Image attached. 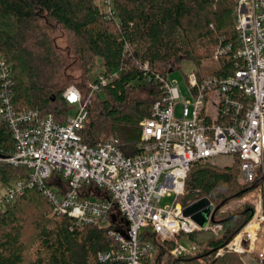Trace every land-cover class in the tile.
Returning <instances> with one entry per match:
<instances>
[{
    "label": "trees",
    "instance_id": "16d2710c",
    "mask_svg": "<svg viewBox=\"0 0 264 264\" xmlns=\"http://www.w3.org/2000/svg\"><path fill=\"white\" fill-rule=\"evenodd\" d=\"M111 2L114 14L107 17L99 0H0V52L10 68L14 109L51 112L58 121L71 109L61 96L63 89L70 83L86 87L84 81L99 56L100 73L107 80L90 96L81 139L92 145L115 136L122 152L133 155L139 121L164 94L158 77H166L179 59L191 60L198 75L226 76L236 68L235 0ZM52 25L69 35L67 53L73 60L63 58L55 45L48 31ZM227 45L229 50L212 58L215 47ZM143 62L148 63L146 69L141 67ZM70 65L80 69L79 78L67 71ZM13 148L11 129L0 118V186L28 179L25 165L5 159ZM262 166L252 182L239 183L237 159L224 166L206 161L191 165L177 201L186 206L208 198L213 204L210 224L220 223L221 228L201 242H196V231L178 233V240L186 236L197 245L192 254L174 257L169 254L173 240L160 242L145 227L140 237L153 241L159 250L154 263L248 264L242 257L245 251L217 252L251 219L254 207L242 203L221 208L264 181V157ZM112 218L109 226H72L71 217L53 212L36 186L25 185L0 208V264H98L97 252L115 246L108 234L115 227ZM117 228L122 231L124 221Z\"/></svg>",
    "mask_w": 264,
    "mask_h": 264
},
{
    "label": "built area",
    "instance_id": "2783aa9c",
    "mask_svg": "<svg viewBox=\"0 0 264 264\" xmlns=\"http://www.w3.org/2000/svg\"><path fill=\"white\" fill-rule=\"evenodd\" d=\"M99 2L105 15L113 16L111 0ZM232 14L238 41L234 71L226 76L191 71L186 76L193 96L191 111L189 102H178L181 93L177 85L167 76H159L164 94L139 121V140L133 155L122 152L115 136L92 145L81 139L90 96L107 80L102 73L89 82L87 94L74 84L63 89L61 96L74 111L58 121L51 112L14 109L10 68L0 52V118L8 124L14 140V148L5 159L29 169L27 180L5 186L0 208L28 185L41 191L53 212L70 216L72 226H109L114 216L115 227L109 228L108 234L115 246L97 252L98 264H145L153 258L156 244L140 237L145 227L160 242L173 240L170 255L192 254L195 244L185 247L176 238L178 233L200 230L190 216L182 214L184 206L177 201L191 165L217 155H231L232 162L238 160L241 183L252 182L258 168L263 167L264 0H235ZM230 48L215 47L212 58L217 59ZM141 67L146 69L148 63H141ZM177 104L182 105L180 114ZM171 194L175 199L171 204L157 205L162 196ZM258 197L251 217L256 220V228L264 221ZM121 220L122 231L117 228ZM247 223L234 237L237 240H230L218 254L253 248L256 231L247 229ZM208 228L216 234L221 224H210L208 217ZM258 255L264 264V250Z\"/></svg>",
    "mask_w": 264,
    "mask_h": 264
},
{
    "label": "rangeland",
    "instance_id": "374dc122",
    "mask_svg": "<svg viewBox=\"0 0 264 264\" xmlns=\"http://www.w3.org/2000/svg\"><path fill=\"white\" fill-rule=\"evenodd\" d=\"M49 33L53 36L55 40V45L62 50V56L63 58L68 56L70 57V60H73V55L71 53H67V51L70 49L69 46V35L60 27V26H54L52 25L51 27L48 28ZM71 52V51H70ZM103 69L102 65V59L97 56L95 58V63L92 68V70L88 73L87 78L85 79L84 83L86 84V87L83 89H80L83 94L88 93V84L90 81H92L95 77V75L99 72H101ZM196 69L195 64L189 60V59H179L175 64L173 69L169 70L167 74V79L174 85H177L179 92L181 93V97L179 98L178 102L179 103H186L189 102L188 104V110L191 111V102L193 101V96L190 93L188 89V85L186 83V76L193 70ZM68 72L74 75L75 78H79L80 76V69L78 67L70 65L67 69ZM203 73V72H202ZM205 73V72H204ZM74 84V83H70ZM177 114L181 113V104H177L176 106ZM74 111V107L71 106V109H69V114H72ZM206 162H211L213 164H216L218 166H224V165H230L232 163V156L231 155H217L214 156L210 161ZM237 180L239 183L238 175H237ZM259 188L261 189L259 191ZM55 189V187H54ZM5 191V186H0V196L3 194ZM258 195L261 196V201L263 204L264 200V181L261 182V184L258 187H255L251 191L247 192L244 196H242L239 199H234L228 205L223 206L221 210H229L232 209L239 204L242 203H249L254 207L255 202L258 200ZM174 194L171 195H164L162 196L159 201L157 202L158 206H163L165 204H171L174 201ZM193 221L198 225L199 229L198 231L195 232V239L196 242H201L205 240L206 238L210 237L213 235V232L208 228V219L206 218H200L199 220H194ZM254 228V231H256V240L254 242L253 248L250 250V252L245 251L242 254L243 259L248 263V264H261L260 257L258 253L262 250H264V221H262L259 225L258 228H256V223L251 225L249 228L250 231H252ZM254 233V232H253ZM238 238V237H237ZM237 240V239H236ZM185 247H189L192 244L197 245L195 241L192 239H188L186 236H182L179 240ZM158 251H156V254H158ZM192 252H195V249H192ZM155 256V255H154ZM154 257L147 260L146 264H155L154 263ZM162 264H168L166 262H162ZM170 264V263H169ZM193 264H200V262L196 261Z\"/></svg>",
    "mask_w": 264,
    "mask_h": 264
},
{
    "label": "water",
    "instance_id": "95a60500",
    "mask_svg": "<svg viewBox=\"0 0 264 264\" xmlns=\"http://www.w3.org/2000/svg\"><path fill=\"white\" fill-rule=\"evenodd\" d=\"M182 214L190 216L191 219L213 218V208L208 198L200 197L182 208Z\"/></svg>",
    "mask_w": 264,
    "mask_h": 264
},
{
    "label": "bare ground",
    "instance_id": "6f19581e",
    "mask_svg": "<svg viewBox=\"0 0 264 264\" xmlns=\"http://www.w3.org/2000/svg\"><path fill=\"white\" fill-rule=\"evenodd\" d=\"M256 223V220L255 219H251L248 223H247V228H249L251 225H253V224H255ZM254 229V228H253ZM236 239H237V237L236 238H234V241H236Z\"/></svg>",
    "mask_w": 264,
    "mask_h": 264
},
{
    "label": "crops",
    "instance_id": "0c3cea01",
    "mask_svg": "<svg viewBox=\"0 0 264 264\" xmlns=\"http://www.w3.org/2000/svg\"><path fill=\"white\" fill-rule=\"evenodd\" d=\"M247 252H250V251H247Z\"/></svg>",
    "mask_w": 264,
    "mask_h": 264
}]
</instances>
